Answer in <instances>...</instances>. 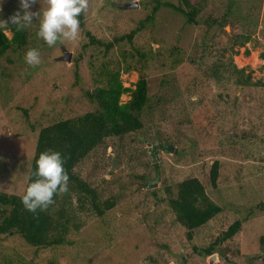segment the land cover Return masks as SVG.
Listing matches in <instances>:
<instances>
[{
	"label": "rangeland",
	"instance_id": "obj_1",
	"mask_svg": "<svg viewBox=\"0 0 264 264\" xmlns=\"http://www.w3.org/2000/svg\"><path fill=\"white\" fill-rule=\"evenodd\" d=\"M131 2L137 7L123 8ZM156 2L177 4L88 0L80 21L95 39L113 42L137 29ZM46 7V0H38L32 10ZM18 9L19 0H0V28L8 39L11 24L3 21ZM38 23L39 15L24 29L25 44L0 57V192L23 193L38 131L94 112L86 93L105 86L110 73L119 70L125 88H134L144 75L156 105L142 117V131L104 139L74 168L100 202L113 203L112 209L101 217L87 209L78 212L82 227L70 247L35 252L17 238H4L0 264H264L259 242L264 236V87H240L233 73H221L218 80L208 73L215 66L229 71L236 66L251 82L264 83V0H205L196 25L160 6L152 23L107 53L87 47L81 28L75 40L50 47L37 38ZM243 37L249 40L240 46ZM30 48L40 53L36 67L24 62ZM64 52L70 62L61 60ZM126 67L135 69L124 73ZM128 100V94L120 97L122 103ZM145 143L157 148L155 164ZM215 161L213 189L208 174ZM156 176L157 185L147 188L146 181ZM192 178L221 212L188 241L166 204L163 185ZM237 220L239 232L205 252Z\"/></svg>",
	"mask_w": 264,
	"mask_h": 264
},
{
	"label": "trees",
	"instance_id": "obj_2",
	"mask_svg": "<svg viewBox=\"0 0 264 264\" xmlns=\"http://www.w3.org/2000/svg\"><path fill=\"white\" fill-rule=\"evenodd\" d=\"M205 0H177V4L159 3L153 7L149 16L139 23V27L128 35L114 38L113 42H102L95 39L84 28L80 21V28L87 38V47L90 45L103 47L107 53L113 44L124 40L131 41L145 24L152 23L153 17L162 6L179 14L187 25H196L197 18L204 9ZM81 18V16H80ZM11 37L8 39L4 29L0 28V57L9 49L21 47L25 44L24 30L17 31L11 25L8 27ZM248 37H243L239 45L243 46ZM264 59V55L262 56ZM76 61V60H75ZM222 65L209 70V77L218 80L221 73H233L236 76L234 83L240 87L261 86L264 83L251 82L249 75L244 76V70L232 66L231 70L221 69ZM134 70L135 68H130ZM126 67L123 72L130 71ZM120 71L116 70L108 75L106 85L99 87L94 92H87L86 96L96 105L94 112H88L74 119L58 121L40 129L37 133L33 156L30 162L28 176L24 191L21 195H8L0 192V241L4 238H17L26 246L37 250L52 249L58 247H70L73 245L71 238L78 234L82 227L78 212L84 209L101 217L113 207L111 201L100 202L94 188L86 181L78 177L74 168L85 159L90 152L102 144L104 139H122L132 133L143 129L142 117L152 111L155 101L151 102L147 94V82L144 75L139 74L134 88H125L119 80ZM76 75V74H75ZM129 95V100L120 102V97ZM194 94L195 91H194ZM195 130L200 125L194 124ZM59 151L64 159V168L68 175V188L53 197V203L44 210L35 213L27 211L22 203L21 196L27 185L36 177L35 161L42 151ZM157 154V148L153 146ZM157 171V166L153 165ZM218 161L213 162L209 170V184L216 188L218 178ZM166 204L172 212L176 223L185 229L186 240L192 239L193 231L200 228L221 212V207L213 203L205 194L201 183L196 179L181 181L172 187L163 185ZM73 199L79 208L75 206ZM241 228V222L235 221L224 231L205 252H209L214 246L220 245L235 236ZM261 246L264 247V236L259 237Z\"/></svg>",
	"mask_w": 264,
	"mask_h": 264
},
{
	"label": "clouds",
	"instance_id": "obj_3",
	"mask_svg": "<svg viewBox=\"0 0 264 264\" xmlns=\"http://www.w3.org/2000/svg\"><path fill=\"white\" fill-rule=\"evenodd\" d=\"M47 7L33 11L38 0H19V9L4 25H13L17 31L30 27L39 15L37 38L46 45L54 46L58 41L75 40L80 33V16L88 9V0H46ZM26 65L36 67L41 63L37 48L27 49L24 53ZM36 177L27 185L21 196L23 207L35 213L52 204L54 195L67 191L68 175L64 159L59 151H42L35 161Z\"/></svg>",
	"mask_w": 264,
	"mask_h": 264
},
{
	"label": "water",
	"instance_id": "obj_4",
	"mask_svg": "<svg viewBox=\"0 0 264 264\" xmlns=\"http://www.w3.org/2000/svg\"><path fill=\"white\" fill-rule=\"evenodd\" d=\"M137 7L135 2H131V3H126L124 4L123 8H128V7ZM62 61H66V62H70V54L67 52H64L63 56L61 57ZM147 146V154L150 157V161L152 164H155L157 159H156V154L153 152L151 146L148 143H145ZM167 150L170 152L172 151L171 147H168ZM111 170H114V164L111 167ZM157 176L155 177V179L151 182V181H146L147 183V188H151V187H155L157 185ZM262 260L264 262V253L262 254Z\"/></svg>",
	"mask_w": 264,
	"mask_h": 264
}]
</instances>
